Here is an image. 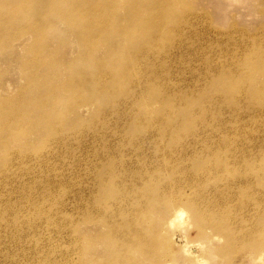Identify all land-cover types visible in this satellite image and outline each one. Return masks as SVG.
<instances>
[{"label": "bare ground", "instance_id": "bare-ground-1", "mask_svg": "<svg viewBox=\"0 0 264 264\" xmlns=\"http://www.w3.org/2000/svg\"><path fill=\"white\" fill-rule=\"evenodd\" d=\"M2 1L0 0V12L6 16L3 17L4 19H0L1 44L6 42V45L10 44L15 34L20 35L22 30L26 29V32L36 37L34 45L39 47L43 39L42 33L47 28L57 27V24L61 22L70 28L69 32L74 37L73 41H75L80 51L76 58L71 60L74 65L69 68V70L75 71L74 76L77 82L68 84L64 89V93L71 98H77V100L70 103L69 108H63L64 112L78 113L79 102L82 103L90 97L95 101L96 115L99 117L109 116L108 112H117L119 108H123V112H120L119 117L123 115L127 121L125 124L121 121L123 125L118 123L107 134L105 130L96 133V139L100 141L116 140L117 144H108L109 167L104 168L108 160L99 164L98 167H95L94 164L89 165L90 174L88 178L96 176V172L102 168L104 169L101 175H108L102 178H100V175L97 177L100 179L96 186L95 197L92 195L94 178L90 180L92 188H88L86 185V189H89H87L88 192L84 190L83 186H79L78 190L75 191V221L73 219L74 215L70 214L73 216V222L68 224L69 226L66 229L64 227L65 230L62 231L68 233L69 241L66 242V246L60 244L55 246L53 240H48L49 242H46V244L41 240L42 247L37 248V252H35L38 254L35 257L36 264H95V259L92 258V254L95 252L114 254L101 264H108L110 261L119 264H144L145 260L148 264H173L170 259L163 260L166 255L174 251V234L169 236L165 232L169 226L174 225L177 215L179 213L185 214V212L188 214V227L190 228L187 230L188 232L184 233V238H188L191 229L203 236H205V232L207 235L210 231L209 237L218 235L227 238V249L224 251L222 248L224 253L236 246H242L244 249H249L251 246L248 261L251 264H264V50L260 52L258 49H254L252 53L249 50L248 55L251 57L249 64H241L244 77L241 81H244L243 83H233L232 85L229 83V86L224 84L219 91L218 96L221 97L220 99L212 95V89H210L212 94L208 92L205 98H201L205 99L202 101L192 92L188 95L186 92H178L176 95L171 94L170 90L176 89L178 91L179 87L173 86L176 88H172L168 85L167 75L162 77L160 71L156 70V72L151 67L142 68L147 65L148 61L151 62L150 59L155 55V51L163 39L171 41L175 38V33L178 31L174 32V29L169 27L172 24L175 27L177 22L182 20H185V24L188 22L187 17L190 14L187 10L189 8L184 5L182 0H175L176 12L171 8L172 0H154L149 4H145L148 0H82V3L78 6L75 5L73 0H28L29 3L16 0L14 4L11 3V0ZM13 5L16 7L14 11H12ZM28 9L31 11L33 20L23 23L22 16L29 12ZM119 9L125 10L122 17L117 14ZM82 12L88 17V22H82L78 19ZM193 15L195 16V14ZM68 16H75L76 19L69 20ZM175 16L178 19L177 22H173ZM188 25L191 24L188 22ZM125 41L130 43L131 46L124 44ZM237 42L239 43V41ZM164 43L165 47L169 44H166V41ZM70 44L72 43L69 40ZM170 45H173V43H170ZM175 45L177 44L175 43ZM260 47L262 46L260 45ZM246 50H241V54L242 51L245 52ZM227 51L225 52L227 53ZM177 52H179L178 49ZM101 53H106V57L100 55ZM99 55L101 57H98ZM174 60H178V58ZM30 62L32 63L28 64L27 68H39L37 59H31ZM142 62L144 64H141ZM84 64H88V67H90V74L85 78L82 71L85 68ZM111 64H116L117 69L111 67ZM178 64L177 67H179ZM57 68L60 69V66L58 65ZM215 72H212V79H215L218 74L219 77L225 78L235 76L234 71L228 68ZM179 75L181 74L179 73ZM49 81L48 78L40 82L33 77V83L37 87L30 88L29 86L24 93L36 92L38 94ZM130 82L136 84L140 95H138V90L131 91L132 89L127 86ZM207 83L210 87L212 82L208 81ZM37 97L34 100V105L40 113L54 106L53 102L56 99H63L60 94L52 98L46 94H43L39 99ZM176 98L184 102V104L182 102L184 110L181 112L184 113L185 117L176 119L180 114L178 111L164 112L166 114L160 117L158 112V114H155L153 108L155 104L163 108H173L176 106ZM21 99L26 100L24 97L19 100ZM140 99H145L141 106L138 101ZM242 99H245V104L241 103ZM223 101L227 102L230 108L250 109L256 108L260 103L262 108L248 111L247 120L242 119L241 123L238 124L208 123L206 119L209 118L210 108H216L217 110L218 103L223 108ZM6 104L8 106L0 108V116L10 118L11 121L8 124L15 121L12 125L8 126L7 124L5 127V129L13 132V126L18 121L23 122L26 120L21 118V111L24 108L19 107L23 103L20 101L18 105L14 106L12 102ZM135 105L140 107L137 109L141 110L140 117L144 120L142 123L134 124L131 122V112L136 109V107H133ZM212 110L214 111V109ZM221 111L223 112V110ZM216 113L218 115V111ZM225 120L227 121V119ZM38 121L42 123L40 129L48 135V143L52 140H55V144L61 143L77 132L75 119H64L63 115L57 116L54 111H51L49 115H42ZM46 123L54 124L52 129L46 130L43 128ZM124 143L126 144L124 146L126 150H122ZM126 151L127 153H125ZM14 153L8 154L4 157V160H1L0 170L9 163H12L11 167L16 166L18 169L20 166L26 165L29 166L28 169L25 168L27 178L22 180L19 177L20 179H18L19 174L17 173L20 171L14 172V170H11L12 168H7L0 172V186L2 189H8L10 186H14L12 185L14 182L20 181L17 186L26 192L28 190L30 192L31 189L32 192L29 197L33 201L36 194L40 195L42 193H36L35 191V194L33 193L34 187L37 188L38 184L36 182H38L40 174L35 178L30 176L28 181L27 179L43 159L35 162L37 163L35 168V164L31 160L34 157L30 158L32 154L23 156L20 152ZM39 156L41 158L42 155ZM91 170H94V172H91ZM4 178H7V180L5 181ZM45 179L49 180L48 177ZM56 181L57 179L54 181L55 185ZM59 182L61 181L59 180L57 185ZM42 183L39 184L42 185ZM61 183L64 184V181ZM50 184L54 186V184ZM41 185L39 186L41 187ZM45 188H47L46 185ZM26 194L29 198L28 193ZM65 196L67 197L66 194ZM25 197L26 195L22 198ZM39 199L41 200H37L42 201V198ZM37 200L33 209L32 206H29L31 207L30 212L43 209V207L37 206L42 203H37ZM59 200L61 202L60 198ZM53 202L55 203L54 199ZM63 203L61 202V204ZM47 206L50 207V205ZM7 209L9 211V208ZM7 209L5 208L6 213L2 215V218L8 215ZM51 213L50 215H55ZM69 218L63 216L61 219L64 221L69 220ZM52 222L56 221H53L52 218L45 220V223L49 225H52ZM69 222L71 221L69 220ZM24 226L26 225L24 224ZM60 226L62 227V225ZM82 228L88 229L91 233L98 231V236L90 241L88 246L83 244L87 239L85 233L80 230ZM44 229L46 230V227ZM25 233L28 234L29 232ZM98 238L100 239L96 246L94 242ZM81 244L83 250L80 251ZM246 244H250L249 248L244 247ZM47 245L51 247L50 250L48 249L49 251L45 249L48 248ZM103 246L106 250L103 249ZM90 249L91 251L88 253ZM199 250V245H192L188 251L196 258L195 261L198 264H204L203 259L198 256Z\"/></svg>", "mask_w": 264, "mask_h": 264}, {"label": "rangeland", "instance_id": "rangeland-1", "mask_svg": "<svg viewBox=\"0 0 264 264\" xmlns=\"http://www.w3.org/2000/svg\"><path fill=\"white\" fill-rule=\"evenodd\" d=\"M17 1L29 3L28 0H17ZM73 1L76 6L82 3V0H76V1L73 0ZM153 1L154 0H148V2L145 4H149V2L151 3ZM182 1L184 5L188 6L189 8L187 11H188V14H190V16L187 17L189 19L187 20L191 25L189 26L188 22L185 24V20H182L181 22H177L178 19L175 16L173 18L174 20L173 22H177V24L175 27H173V24H172L171 25L172 27L170 26L169 28H173L174 32L178 31L175 33L176 39L174 38L171 41H169L168 39H163L161 44L157 47L155 51V55L152 58L154 61L150 59L151 62L148 61L147 65L146 66L144 65L145 67L143 66L142 68L151 67V69L155 71L156 70L160 71V74L162 75V77L163 76L166 77L167 75L166 80L168 81V85H170L172 88H176L173 86L179 87L177 89L178 91H176V89L170 90V93L173 95H176L178 92L179 93L186 92L188 95L189 93L192 92L193 94L197 96L198 99L204 101L205 99H201V98H205V96H207V93L209 92L210 94L213 93L212 95H215L216 97H219L220 99L221 97L218 96L219 91L224 84H227V86H229V83L232 85L233 83L237 84V83L244 82V81H241L244 79L243 69H242L243 67L241 66V64L243 65L249 64V61L251 60L250 55H248L249 50L251 51L250 53H252V50L254 49H258L260 52L264 50L263 49L264 48L263 47L264 46V43H263L264 42V0H182ZM14 2H16V0H11L12 4H14ZM171 8L174 12L177 11L175 0L171 1ZM15 9L16 7L13 5L12 11H14ZM117 14L122 17L125 14V10L119 9ZM193 14H195V16ZM0 16H1L0 19H4L3 17L6 15L0 12ZM22 17H23L22 20L24 21L23 23H27L33 20V18H31V11L25 13ZM68 18H70L69 20L76 19L75 16H68ZM78 19L82 22H88L89 20L84 12H82V14L78 17ZM66 20L68 19L66 18ZM12 22L14 23V20ZM29 24H32V23H29ZM29 24H26V25H29ZM192 28L194 29L192 30ZM69 29L70 28L67 27L65 23L63 22L58 23L57 27L47 28L42 33L43 39L41 40L39 47L34 45L36 37L30 34L29 32H26L25 31L26 29H23L20 35L15 34L10 44L6 45L7 42L4 44L0 43V108L2 106L3 107L8 106V104H6L7 102H12L14 106V105H18L19 102L22 101L23 103L22 106H19L21 108H24L22 109L23 112L21 111V118L26 119L23 122L18 121L13 126L14 131L10 132V130L5 129L6 125L11 121L10 118H7V117L2 118L0 116V162L1 160H4V157H6L8 154H13L14 152H20L23 154V156L25 155L30 156L32 154L30 158L34 157L31 160H33L32 162L35 164V168L37 165V163L35 162H37L39 159H43V160L41 164H39L38 167L30 173L27 181L29 180L30 176H33V178H35L39 174H40L39 175L40 178L38 182L42 180L39 183H42L43 180L47 177L51 181L50 182L49 180L45 179L42 185L36 182L38 184V185L36 184L38 189L35 186L34 187L35 190L33 189V193L35 194V192L36 193L42 192L40 193V195L36 194V198L38 195L37 199L41 200L39 198H42V201H38L36 198H34V200L32 201V198L29 197L32 192L31 189H30V192H28L29 190L27 192L24 190L22 191L21 188L17 186L18 182L20 184V181L14 182L12 184L14 186H10L11 188L9 187L8 189H2V187L0 186V190L2 189V192L0 193V264H36L35 257L38 254H36L35 252H37V248L42 247L41 240H43L45 244L46 242L47 243L49 242L48 240H53L55 246L59 244L66 246V242L69 241V235L66 231H65L66 233L65 232L63 233L62 231L65 230L66 227L69 226L68 224L73 222V219L75 221V214H76L75 212V203H76L75 191L78 190L80 185L83 186L85 191L88 188H92L91 186L92 183H90L91 182L90 180L94 178L92 195L93 197H95V190H96V186H97L99 179L108 175V174L101 175L103 169L106 167H109L108 164L110 160V155L107 149V147H109L108 144H111V145L117 144L116 140L115 141H111V140L100 141L96 139L95 138L96 133L98 131L105 130L107 134L108 131H110L118 123L125 124L127 122L124 119L123 115L119 117L120 112L121 113L123 112V108H119L117 112L114 111L115 113L108 112L107 114H109V116L106 115L105 117H99L98 115H96L97 108L94 105L95 101L90 97H88L87 100L82 103L79 102L80 104H78L79 105L78 113L72 114V112L70 111L64 112V110H62L63 108H69L70 107L69 104L77 100V98H71L68 94L64 93V89L67 87L68 84L77 82L74 76L75 71L69 70V68L72 65H74L72 64L71 60L76 58V56L79 54V51H80L79 48H77L75 41H73L74 37L69 32ZM184 29L186 30L184 31ZM190 31L191 32L193 31V32L191 33ZM185 32L188 34L186 35ZM189 34H191L193 37H190L191 35ZM181 35L182 36L184 35V36L182 37ZM177 38H178V41L180 39L179 42L181 44L178 41H177L178 43L176 42ZM184 39H185V42H184ZM69 40L72 43L70 45H69ZM252 40L255 41L256 43L255 45H254V41L252 42ZM165 41H166V44L169 43L166 45V47L164 45ZM237 41H239V43ZM259 41L261 44L259 43ZM170 43H173V45H170ZM175 43L177 45H175ZM124 44H126L129 47L131 46V44L128 43L127 41H125ZM218 44L220 45L218 46ZM238 44L240 45L242 44L241 45L242 47ZM236 45L240 46L239 47L240 49ZM260 45L262 47H260ZM160 46L162 47L160 48ZM233 48L234 49L238 48V49L235 51ZM177 49L179 52H177ZM231 49L232 51H230ZM245 49L247 50L245 52L242 51V54H241V50H245ZM258 50H255V51L257 52ZM225 51H227V53ZM238 52L240 53L238 54ZM174 53H176V55H174ZM100 55H104L106 57V53L104 54L101 53ZM100 55L98 57H101ZM189 57H190V60H189ZM177 58L178 60H174ZM31 59L38 60L39 62L38 69L27 68L28 64L32 63L30 62ZM181 59H182V62H181ZM236 61L238 62L236 63ZM176 62L181 64V65L178 64V66L181 68L177 67ZM185 62L186 64H184ZM141 64H144V62H142ZM182 64H183V67L186 68L185 70L182 67ZM58 65L60 66V69L57 68ZM115 66L117 65L111 64V67H114V69H117V67ZM84 67L85 68L82 69V71H83V77L85 78L90 74V67H88V64H84ZM223 68H228L229 70L234 71L235 76L230 77V78L229 77L225 78L221 76L222 77L221 78L219 77V74H218L215 77V79H212L213 78L212 72L222 70ZM179 73L181 75H179ZM188 75L190 78L188 77ZM33 77L37 78V80H39L40 82L48 78L50 79V81L45 84V87L41 89L38 94L36 92H32V93L28 92L25 94L24 92L29 88V86L30 88L37 87V85L33 83ZM208 81L212 82L210 87L208 86V83H207ZM189 85L193 87L191 88V86ZM127 86L132 89L131 91L138 90L136 88V84L134 85L133 82H130ZM194 89L197 91H195ZM210 89H212V93L210 92ZM250 91H251V88H250ZM137 92H138V95H140L139 90ZM43 94H46L50 98L56 97L58 94H60L63 96V99H56V101L53 102L54 106L48 109H45L43 110V113H40L37 110V108H35L34 100L36 99L37 95H38L37 99H39V97H41ZM21 97L26 98V100L25 101L23 99L19 100ZM175 100H177L176 101L177 107L175 106L173 108H163L155 104V106H153L155 114L158 112L159 114L158 113L157 114L160 117L166 114L164 112L172 113V112L178 111L180 114L178 117H176V119H181L182 117H185L184 113L181 112L184 110V106H183L184 102L182 100H178V98H176ZM244 100L245 99H242L241 101L242 104H245ZM138 101L140 102L139 105L141 106V104L145 101V99L144 100L140 99ZM156 106L159 108H157ZM222 106L223 108H221V104L218 103L217 110L216 108H210L211 112L208 115L209 118L206 119L208 123L210 124L228 123V125L238 124V123H241L242 119L244 121L247 120L248 111L255 110V109L258 110L259 108H262L261 103L258 104L256 108H250V109L249 108H244V109L243 108H230L228 106V103L225 101L222 102ZM133 107H136V109H134V111L131 112V119H132L131 122L134 124L142 123L144 120L140 117L141 110L137 109L140 107L137 105ZM212 109H214V111ZM221 110H223V112ZM51 111H54L57 116L63 115L64 119H69V120L75 119L76 120L75 125L77 127L76 134H74V136L69 134L71 137L68 140H64L61 143L55 144L56 143L55 140H52V142L50 141V143H48L47 141L48 135H46L44 130L40 129L42 123L39 122L38 119L42 115H49ZM128 111L130 110L128 109ZM216 111H218V115ZM213 114H216V115H213ZM225 119H227V121ZM14 122L15 121H12L11 124H8V126L12 125ZM53 125L54 124L46 123L43 126V128H45L46 130L52 129ZM103 125H106V126H103ZM112 135L114 134L112 133ZM68 142L69 144H67ZM125 145L126 144L124 143L122 150H126L124 148ZM125 153H127V151ZM39 155H42L41 158H39L40 157ZM78 158H79V161H78ZM106 160L108 161L105 164L104 168L100 169V171H97L96 176H91L90 178H88L90 174L89 165L94 164L95 167H98L99 164L103 163ZM29 161H26V162H29ZM75 162L78 164H76ZM11 165L12 163L7 164V166L4 167L2 170L7 169V168L9 169L12 168L11 170H14V172L20 171L19 173H17L19 174L17 177L18 179H20L19 177H21L22 180L27 178L26 169H28L29 166L22 165L19 167L18 165L20 169L19 170L18 168H16V166L11 167ZM2 170H0V172ZM91 172H94V170H91ZM24 174L26 175V177ZM99 175H100V178L98 179L97 177ZM0 178H1V174H0ZM56 179L57 181L55 182L56 183L55 185L54 181ZM4 180L6 181L7 178H4ZM59 180L61 182L64 181V184L65 185L67 184L66 187L61 182H59V184L57 185ZM66 181L68 183H65ZM49 182L54 184V186L51 185ZM15 183H16V186H15ZM39 185H41V187ZM45 185L47 188H45ZM74 185H77V186H74ZM86 185L88 187L87 189H86ZM57 186L58 187L60 186L62 188L60 187L58 188ZM42 187L44 188V190ZM47 189H50V190H47ZM66 190H68L67 191L68 193L66 192ZM73 190L74 192H72ZM88 190L86 192H88ZM23 192L28 193L29 198H27V194L26 193L24 194ZM51 192L52 193L56 192L55 194L58 196H56L53 193V197H54L53 198ZM65 194L67 195V197L65 196ZM25 195L26 197L22 198ZM50 198H51V201H50ZM52 198L54 199L55 203L53 202ZM59 198L61 199L62 203L64 200L67 203L64 201V203L61 204ZM36 200H37V203L42 202L41 204H38L37 206L39 207L41 206L43 207V209L41 210L39 209V211L31 210L32 212H30L31 207L29 206H32V209H33L36 204ZM31 201L34 202L33 205H31L32 204ZM51 204L53 207L51 206ZM47 205H50V207ZM58 207L59 209H57ZM5 208L6 209L9 208V211L7 209L9 213H7L8 214L7 216L2 218L3 217L2 215L6 213ZM60 210L61 211L63 210V211L61 212ZM3 211L4 213H2ZM50 213L51 214L54 213L56 216L50 215ZM70 214L71 215L73 214L74 218ZM61 216L62 217L65 216L68 218L70 217L69 220L71 222H69L68 219L63 221V219H61L62 218ZM56 217L58 218L56 219ZM44 218L45 220L47 218H52L53 221H56V222H52L53 224L49 225L48 223H45ZM37 219H39L40 221ZM30 223L32 224L33 227L31 226ZM24 224L27 227L24 226ZM29 224L30 226H28ZM63 224L64 225L67 224V225L64 226ZM188 224H189L188 214L185 212L183 227H181L179 223H175V226H169L167 228L165 233H167L169 236L174 234L173 235L174 251L166 255V257L163 259L164 261L167 259H170L173 262V264H198L195 261L196 258H194L192 254L189 253L188 250L190 249L192 245H199L200 250L198 252V256L200 259H203L202 261L204 262V264H251L248 261V256L252 248L251 246L250 248L248 247L250 244H246L244 246L245 248L247 247L249 249H244L242 246H236L233 249L229 250L227 253H224L225 249H227V246H228L227 238L222 237V236L220 237L218 235L209 237L208 235L210 231H208L207 235L205 232V236L199 235L198 233H195V231L192 229L188 233V236H187L188 238H184L185 237L184 233L188 232L187 230H189L190 228L188 227ZM60 225H62V227ZM42 226L43 227L45 226L46 230L44 229L45 227L43 228ZM59 226L61 227V229L59 228ZM25 228L27 229L25 230ZM48 229H50V231L54 233H51L50 231H48ZM80 230L83 233H85V238L87 239V241L83 243L85 246H88L89 242L93 241L95 237L98 236V231H95V233L94 232L91 233L86 228H82ZM27 231L29 232L28 234L25 233ZM43 231H46V232H43ZM36 233L38 234L39 238L37 237ZM99 239L100 238H98L96 242H94L96 246L99 243ZM47 246L48 248H45V249L46 251H49L51 247H49V245ZM222 248L224 251H222ZM81 249L83 250L82 244L80 246V251ZM103 249L106 250L104 246H103ZM90 251L91 249L88 251V253ZM113 255L114 254H111L110 252L107 254H100V253L95 252L94 254H92V258L95 259V264H101L102 262H104L109 257H112ZM108 264H119V263L110 261ZM144 264H148V262L145 260Z\"/></svg>", "mask_w": 264, "mask_h": 264}, {"label": "clouds", "instance_id": "clouds-1", "mask_svg": "<svg viewBox=\"0 0 264 264\" xmlns=\"http://www.w3.org/2000/svg\"><path fill=\"white\" fill-rule=\"evenodd\" d=\"M184 215H185L184 213H179L177 215L176 221L174 222L173 226H175V223H179L180 226L183 227L184 226Z\"/></svg>", "mask_w": 264, "mask_h": 264}]
</instances>
